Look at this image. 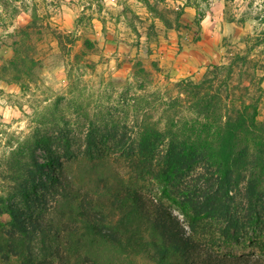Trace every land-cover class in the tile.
<instances>
[{
	"label": "rangeland",
	"instance_id": "374dc122",
	"mask_svg": "<svg viewBox=\"0 0 264 264\" xmlns=\"http://www.w3.org/2000/svg\"><path fill=\"white\" fill-rule=\"evenodd\" d=\"M199 15L203 20L197 24ZM238 53L257 62L264 76V0H0V199L53 225L49 238L33 239L27 255L59 263L53 252L61 248L66 253L72 245L79 247L82 260L93 253L115 263L150 264L140 257L129 260L109 244L83 235L50 185L44 191L38 184L31 187L33 197L42 201L29 204L15 192L11 173H22L30 184L29 169L38 161L44 173L52 170L57 178L63 171L49 160L53 155L81 199L86 168L100 164L126 181H137L141 192L172 207L184 223L171 200L182 201L183 193L206 184L208 166L199 164L178 183L179 189L165 192L117 153L109 131L116 127L117 137L126 134L125 141L138 138L141 120L128 107V99L158 87L169 90L168 82L199 81L209 66L226 64ZM21 56L27 63L21 64ZM144 83L146 90L141 89ZM154 112L156 120L161 112ZM259 115L264 122V96ZM91 125L103 130L99 142L105 155L96 160L87 153ZM43 180L45 175H38L36 182ZM232 195L234 211L247 219L244 188ZM92 211H102L108 222L118 221L108 208ZM261 214L262 223L246 228L239 243L220 239L227 224L221 217L206 220L208 230L199 239L228 258L230 253L255 256L259 250L246 241H264V211ZM7 221L0 208V224Z\"/></svg>",
	"mask_w": 264,
	"mask_h": 264
},
{
	"label": "trees",
	"instance_id": "16d2710c",
	"mask_svg": "<svg viewBox=\"0 0 264 264\" xmlns=\"http://www.w3.org/2000/svg\"><path fill=\"white\" fill-rule=\"evenodd\" d=\"M149 8L154 10L151 5ZM199 16L197 24L203 20ZM25 58H19L21 64L27 63ZM258 66L248 55L238 53L229 57L226 64L209 66L199 81L187 78L168 82L169 90L158 87L151 93L131 97L128 107L141 120L138 138L125 141L126 134L117 137L116 127L109 131L117 153L128 158L142 178L154 180L165 192L179 189L178 183L199 164L208 166L206 184L196 186L190 194L183 193L182 201L171 200L184 216V223L172 207L141 192L137 181H126L100 164L86 168L82 185L85 193L80 199L53 155L49 160L63 171L59 177L53 176L52 170L44 173L42 164L35 161L29 169L30 184L24 182L22 173H11L15 192L38 206L42 200L33 197L31 187L38 184L44 191L50 185L66 202L83 235L109 244L129 260L140 257L150 264H261L264 241H246L250 248L259 250L255 256L230 253L228 258L226 253L216 254L214 248L204 247L199 239L208 230L209 219L226 220L220 237L227 241L224 244L239 243L246 228L255 229L262 223L264 122L259 120V107L264 96V76ZM139 74L146 72L140 70ZM145 88L146 83L141 85L142 90ZM154 111L161 112L156 120ZM102 135V126H90L86 142L93 160L105 155L99 142ZM38 175H45V180L37 183ZM242 188L247 219L234 211L232 194H240ZM93 207L108 208L117 214L118 221L108 222L109 217L102 211H92ZM0 208L2 216L9 220L0 224V264H124L106 261L93 253H88V260H82L79 247L74 249L72 245L66 253L61 248L53 252V259L59 263L35 261L27 255L29 244L36 237L49 238L52 223L21 212L3 199ZM16 233L18 237L14 236ZM72 256H76V261Z\"/></svg>",
	"mask_w": 264,
	"mask_h": 264
}]
</instances>
